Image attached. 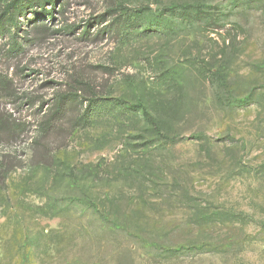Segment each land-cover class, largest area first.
<instances>
[{"label": "rangeland", "instance_id": "rangeland-1", "mask_svg": "<svg viewBox=\"0 0 264 264\" xmlns=\"http://www.w3.org/2000/svg\"><path fill=\"white\" fill-rule=\"evenodd\" d=\"M31 1L0 37L1 111L94 90L51 165L29 123L0 144V264H264V0Z\"/></svg>", "mask_w": 264, "mask_h": 264}, {"label": "trees", "instance_id": "trees-1", "mask_svg": "<svg viewBox=\"0 0 264 264\" xmlns=\"http://www.w3.org/2000/svg\"><path fill=\"white\" fill-rule=\"evenodd\" d=\"M59 2L60 0H35L31 4H25V6L28 5L31 9L36 6L37 9H41V13L35 10L36 18L48 16L50 19H54L56 11H61L62 13L66 11V4H59L58 6ZM49 4L52 8L48 10L45 7ZM16 5L17 0H14L0 14V37L7 32L10 33L12 26L15 24V17L11 12V8ZM45 25L46 23L44 22L41 24V26ZM91 25L92 22H87L85 24L82 35L85 36L89 34ZM19 46L20 45H18L17 48ZM6 83H8V80L0 78V85ZM77 83L79 84L78 86L72 84L68 92L65 91L61 94L55 109H50L41 116L39 114V116H37L38 119L35 121L28 122L22 118L13 117L11 114L3 113L0 109V144H9L24 135L30 128V126H28L29 123L31 127H35L34 129H36L35 131L37 132L33 139L32 163L51 165L54 161L53 152L55 149L52 146V142L60 139H68L73 129L78 127L82 122H85L89 114L87 110L81 113L78 109L79 97L84 96L80 91L85 87L88 88L87 90L93 91L94 87L83 81H77ZM69 106L74 108L71 113L68 111ZM144 117L149 124L157 127L155 117L147 109L144 110ZM64 145L65 143L59 144L57 149ZM8 169H11V167H8Z\"/></svg>", "mask_w": 264, "mask_h": 264}]
</instances>
